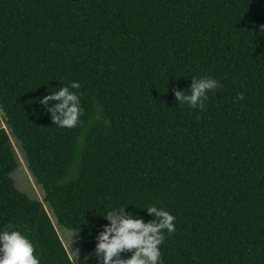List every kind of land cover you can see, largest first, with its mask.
Wrapping results in <instances>:
<instances>
[{
    "label": "trees",
    "instance_id": "obj_1",
    "mask_svg": "<svg viewBox=\"0 0 264 264\" xmlns=\"http://www.w3.org/2000/svg\"><path fill=\"white\" fill-rule=\"evenodd\" d=\"M262 27L264 0H0V229L73 264L47 204L102 264L104 212L156 206L176 218L163 264H264ZM203 77L220 84L205 108L178 105ZM72 82L83 115L59 128L38 101ZM7 131L43 202L11 179Z\"/></svg>",
    "mask_w": 264,
    "mask_h": 264
},
{
    "label": "clouds",
    "instance_id": "obj_2",
    "mask_svg": "<svg viewBox=\"0 0 264 264\" xmlns=\"http://www.w3.org/2000/svg\"><path fill=\"white\" fill-rule=\"evenodd\" d=\"M264 32V27L261 28ZM77 82L69 87H60L58 91L39 99L38 103L48 108L51 123L59 128L72 129L80 123L83 115L80 96L72 89H79ZM220 87L218 81L211 77L192 78L190 88L176 91L175 100L178 105H187L192 109L203 110L208 93ZM242 99V95L239 97ZM146 213L153 217L145 222L124 208L111 209L104 212L108 224L96 237L94 257L102 264H163L160 246L165 240V233L176 231L175 217L168 211L150 206ZM78 230H69L70 248L73 236ZM35 253V246L22 232L14 228L0 229V264H40ZM77 258L76 252H71ZM123 253H130V258L123 259Z\"/></svg>",
    "mask_w": 264,
    "mask_h": 264
},
{
    "label": "rangeland",
    "instance_id": "obj_3",
    "mask_svg": "<svg viewBox=\"0 0 264 264\" xmlns=\"http://www.w3.org/2000/svg\"><path fill=\"white\" fill-rule=\"evenodd\" d=\"M0 126L5 129V125L2 120V115L0 112ZM10 135L11 144L13 147V150L15 152L18 167L17 169L11 174V179L14 181V184L16 188L28 195L31 199L37 200L40 202H43L45 194L43 189L37 185L34 178L31 176L30 172L28 171L27 161L25 159V155L23 151L20 148L19 143L11 136L10 131H7ZM44 208L47 212V214L50 216L55 229L72 261L73 264H87L86 255L83 249V246L81 244V237L79 233H75L73 236V243L71 244L70 248L68 247V244L70 242V233L68 230L63 228L62 226H59L56 223V219L52 213L51 208L49 205L44 204ZM71 252L77 253V258L74 254Z\"/></svg>",
    "mask_w": 264,
    "mask_h": 264
}]
</instances>
